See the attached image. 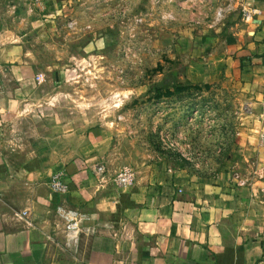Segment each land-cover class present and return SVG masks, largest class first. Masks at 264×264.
Returning <instances> with one entry per match:
<instances>
[{"label": "crops", "instance_id": "1", "mask_svg": "<svg viewBox=\"0 0 264 264\" xmlns=\"http://www.w3.org/2000/svg\"><path fill=\"white\" fill-rule=\"evenodd\" d=\"M247 6L254 8L253 19L240 17L231 36L238 79L253 94L247 109L254 119L242 139L250 166L199 176L185 167L153 164L137 169L130 186L115 182L122 156L101 127H65L47 137L41 119L29 123L36 135L22 131L18 116L45 109L27 97L33 89L25 85L41 79L31 64L34 26L2 23L0 264H264V0H232L225 10ZM27 13L33 16L35 7ZM98 162L107 167L102 180L92 168ZM62 170L70 192L55 197L49 181ZM59 201L103 224L96 234L82 236L76 252L64 247V225L55 215Z\"/></svg>", "mask_w": 264, "mask_h": 264}, {"label": "rangeland", "instance_id": "2", "mask_svg": "<svg viewBox=\"0 0 264 264\" xmlns=\"http://www.w3.org/2000/svg\"><path fill=\"white\" fill-rule=\"evenodd\" d=\"M231 2L25 0L4 22L34 26L31 64L41 79L25 85L45 109L15 121L28 137L41 119L47 137L101 127L135 174L153 164L199 176L250 166L242 139L253 94L238 79L231 26L242 12H226Z\"/></svg>", "mask_w": 264, "mask_h": 264}, {"label": "built area", "instance_id": "3", "mask_svg": "<svg viewBox=\"0 0 264 264\" xmlns=\"http://www.w3.org/2000/svg\"><path fill=\"white\" fill-rule=\"evenodd\" d=\"M25 2V0H19ZM19 1L0 0V26L7 15L14 14ZM242 17L250 21L254 17V8L251 6L242 8ZM93 172L100 180L104 179L107 167L104 163L98 162L93 166ZM67 173L62 170L55 173L50 181L49 188L55 197H66L70 192V185L66 181ZM136 174L130 169H123L115 176V182L120 186H130L135 182ZM56 204L55 215L64 225V247L72 252L78 251L80 241L84 234L94 235L103 225L94 214L82 211L80 208L70 206L66 202ZM90 222L89 224H86Z\"/></svg>", "mask_w": 264, "mask_h": 264}]
</instances>
